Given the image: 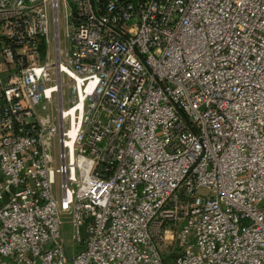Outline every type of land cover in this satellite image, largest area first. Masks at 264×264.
Listing matches in <instances>:
<instances>
[{"label": "built area", "instance_id": "built-area-1", "mask_svg": "<svg viewBox=\"0 0 264 264\" xmlns=\"http://www.w3.org/2000/svg\"><path fill=\"white\" fill-rule=\"evenodd\" d=\"M0 175V264H264V0H0Z\"/></svg>", "mask_w": 264, "mask_h": 264}, {"label": "rangeland", "instance_id": "rangeland-1", "mask_svg": "<svg viewBox=\"0 0 264 264\" xmlns=\"http://www.w3.org/2000/svg\"><path fill=\"white\" fill-rule=\"evenodd\" d=\"M1 179H2V177L0 175V180ZM60 235H61L62 239L64 240V243H65V246L67 249V253L69 256V259L65 262V264H71L70 258L73 254L72 250H74V251L79 250V245H77V244L74 245L70 241L71 226H70V218L69 217H64L62 219V226L60 228ZM37 264H39V262H37Z\"/></svg>", "mask_w": 264, "mask_h": 264}]
</instances>
